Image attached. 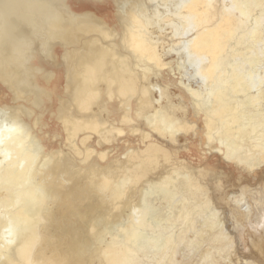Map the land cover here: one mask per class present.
<instances>
[{"label": "bare ground", "instance_id": "1", "mask_svg": "<svg viewBox=\"0 0 264 264\" xmlns=\"http://www.w3.org/2000/svg\"><path fill=\"white\" fill-rule=\"evenodd\" d=\"M255 7L0 0V264H264Z\"/></svg>", "mask_w": 264, "mask_h": 264}, {"label": "rangeland", "instance_id": "2", "mask_svg": "<svg viewBox=\"0 0 264 264\" xmlns=\"http://www.w3.org/2000/svg\"><path fill=\"white\" fill-rule=\"evenodd\" d=\"M230 59V58H229ZM174 74L172 73V76H173ZM173 77H177L176 75L175 76H173Z\"/></svg>", "mask_w": 264, "mask_h": 264}]
</instances>
